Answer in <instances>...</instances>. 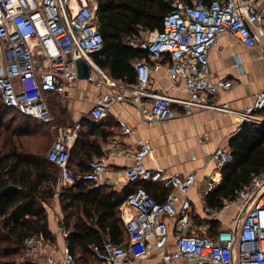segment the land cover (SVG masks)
<instances>
[{"label":"built area","instance_id":"obj_1","mask_svg":"<svg viewBox=\"0 0 264 264\" xmlns=\"http://www.w3.org/2000/svg\"><path fill=\"white\" fill-rule=\"evenodd\" d=\"M95 7L88 0H0L1 103L38 121L48 120L46 94H58L60 103L67 102L79 78L73 60L81 58L88 67L84 79L105 88L95 91L87 111L93 121L110 112L114 103L132 108L145 127L189 115L194 108L231 113L239 123L262 119L259 111L264 107V90L255 91L251 102L239 109L209 100L227 90L231 81L210 78L206 52L222 32L245 45L255 44V27L264 23V0H171L158 29L124 37L130 47L146 52L144 57L128 59L132 82L110 76L91 58L101 47ZM160 64L169 77L182 82L183 96L148 89L149 72ZM115 119L119 134L130 132L122 118ZM78 128L77 118L58 131L45 151L46 159L57 168L54 198L59 188L71 185L75 178L92 186L108 182L105 156L86 159L76 174L69 168V147ZM151 152L147 138L138 140L132 150L111 144L104 151L107 156L130 160L119 172L134 186L118 205L125 238L114 243L104 234L100 244L91 249L92 264H140L151 257L152 264H264V164L231 198L217 207H205L209 219L229 207L236 208L229 226L209 229L191 213L184 195L194 182L193 173L166 172L155 158L152 166H146L143 159ZM210 156L216 168L231 158L222 146H216ZM139 181H161L167 191L156 199ZM217 182L208 176L203 190L212 189ZM61 235H65L63 230ZM49 243L40 235L24 237L15 264H75L65 250L58 257L48 253Z\"/></svg>","mask_w":264,"mask_h":264},{"label":"trees","instance_id":"obj_2","mask_svg":"<svg viewBox=\"0 0 264 264\" xmlns=\"http://www.w3.org/2000/svg\"><path fill=\"white\" fill-rule=\"evenodd\" d=\"M182 1L190 3L192 0ZM93 2L101 47L91 53V58L110 76L132 82V68L128 59L144 57L146 52L130 47L124 37L130 34L142 36L153 28L158 29L171 0ZM46 98L50 112L47 122L23 115L0 101V264H15L21 252V241L28 235H40L49 242L54 239L47 225L45 203L52 198L57 168L45 157V151L52 141L45 127L64 126L71 120L65 106L54 96L47 94ZM12 110L19 115L18 121ZM260 111L263 117L259 122L241 121L227 137L226 147L231 158L219 168V181L203 195L204 206H219L262 168L264 107ZM8 115L10 121H3ZM13 121L16 122L11 125ZM100 124L85 120L83 125L86 129L77 130L69 147L68 161L74 174L84 168V160L102 154L94 136H91L94 133L100 138L104 136L99 129ZM41 127L42 130H39ZM38 136L42 138L35 142ZM71 163L74 167H71ZM129 191L125 186L115 190L106 183L92 186L79 178H75L71 185L59 188L56 196L60 213L59 228L65 232L64 250L72 255L75 264L93 263L91 249L100 244L104 234H108L114 243H121L125 238L118 205Z\"/></svg>","mask_w":264,"mask_h":264},{"label":"crops","instance_id":"obj_3","mask_svg":"<svg viewBox=\"0 0 264 264\" xmlns=\"http://www.w3.org/2000/svg\"><path fill=\"white\" fill-rule=\"evenodd\" d=\"M255 29L258 33V41L253 45H245L237 41L230 33L222 32L217 35L214 44L208 48L206 59L210 78H226L231 81V85L227 90L210 96V101L216 103L226 102L230 108L239 109L251 102L252 94L255 91L264 90V23L257 25ZM101 69L106 72L103 68ZM171 85L173 87L169 89ZM181 88L182 82L169 77L163 64H160L154 70H150L149 90L167 92L173 96H183L184 93ZM103 89H105L104 86L94 87L84 78L77 79L76 86L71 89L67 102L63 105L71 121L78 118V129L82 131L86 129L83 122L91 120L87 115V111L94 100L95 91ZM50 95L59 101L58 94ZM262 113L259 111V114L263 117ZM117 116L126 122L130 127V132L126 134L118 133L115 119ZM95 123H101L99 129L104 136L100 138L95 133L91 136H94L95 142L102 152L100 156H105L104 162L107 167L108 178L106 184L111 188L119 190L125 186V188L131 189L134 183H127L119 172V169L128 164L130 160L124 156H107L103 154L107 146L118 144L124 149L132 150L138 140L147 138L151 142L152 152L143 159V163L146 166H152V158H155L158 166L166 172L185 173L191 171L194 175V182L184 194L190 202L191 213L200 220L205 221L209 229L229 226L236 208L233 206L227 208L231 211L225 218L222 217L221 219V212L209 219L202 198L209 191L203 190L208 176H214L219 181L220 170L214 166L210 153L216 146L226 147L227 137L239 124L233 114L209 108H194L189 115H177L145 127L132 108L114 103L110 112ZM61 127L63 128V126ZM96 129L94 127L93 130L96 131ZM71 167H74L72 163ZM138 183H141L156 199H161L167 190V186L161 181H139ZM176 194L179 197L182 196L177 191ZM51 208L49 209L51 217L54 212L59 214V207L55 198ZM227 209L225 210L227 211ZM46 219L48 228L53 234L54 231L48 223V216ZM55 224L57 225V223ZM46 251L55 257L60 256L64 251L63 236L62 252L57 249L54 250L52 247H47Z\"/></svg>","mask_w":264,"mask_h":264},{"label":"rangeland","instance_id":"obj_4","mask_svg":"<svg viewBox=\"0 0 264 264\" xmlns=\"http://www.w3.org/2000/svg\"><path fill=\"white\" fill-rule=\"evenodd\" d=\"M88 2L89 3L90 2H93V0H88ZM61 105L64 106L62 103H61ZM13 110L11 112H13V116L18 121L19 115L15 111H13ZM48 113H49V118L48 119H50V112H49V110H48ZM9 114H12V113H9ZM8 116L6 118H4L3 121H8L9 122L10 119H8V118H10V116L9 117ZM15 122L16 121H13V123H11V125H14ZM42 122H47V120L46 121H42ZM31 123H32V121H31ZM72 123H73V121H71L70 123L64 124L63 127L71 126ZM58 127L62 128L61 125H58V126H49V125H47L45 127V132H46V134H49L50 140L51 139L53 140L57 136L58 131L60 130ZM39 130H42V127ZM77 130H76V134H77ZM41 138H42L41 136H38L37 138H35L36 139L35 142H38ZM53 199L54 198L52 197L51 199H49L45 203V209H46V213H47V216H48V223H49L50 228L54 231L53 232L54 239H53L52 242L49 243V246L52 247V248H54V250L57 249L58 251L62 252V235H61V230H60L59 226L55 224V223H57V221L60 222V213L59 214H56L54 212L52 214V217H51V213H50L51 211H49V209L53 206ZM230 211H231V209H229V210L227 209V211L226 210L223 211L222 214H221V219H222V217L225 218ZM18 255H20V254H18ZM18 255H17V257H18ZM17 257H16V259H17ZM16 259H15V261H16ZM152 261L153 260H152V257H151L149 259L142 260L140 262V264H152L153 263Z\"/></svg>","mask_w":264,"mask_h":264},{"label":"water","instance_id":"obj_5","mask_svg":"<svg viewBox=\"0 0 264 264\" xmlns=\"http://www.w3.org/2000/svg\"><path fill=\"white\" fill-rule=\"evenodd\" d=\"M74 65H75V69L77 72V76L79 78H84L87 72V64L81 59V58H75L73 60ZM93 122H97V121H93ZM57 225L59 226V222L57 221Z\"/></svg>","mask_w":264,"mask_h":264}]
</instances>
